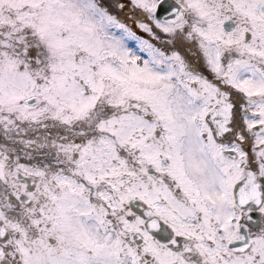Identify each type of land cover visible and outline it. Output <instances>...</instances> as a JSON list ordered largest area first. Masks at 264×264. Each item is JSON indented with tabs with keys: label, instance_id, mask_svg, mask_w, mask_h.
<instances>
[{
	"label": "snow or ice",
	"instance_id": "1",
	"mask_svg": "<svg viewBox=\"0 0 264 264\" xmlns=\"http://www.w3.org/2000/svg\"><path fill=\"white\" fill-rule=\"evenodd\" d=\"M0 264H264V0H0Z\"/></svg>",
	"mask_w": 264,
	"mask_h": 264
}]
</instances>
